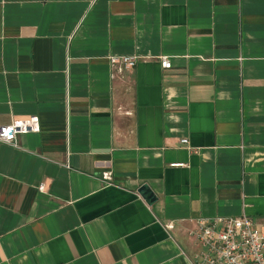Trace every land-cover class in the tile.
I'll list each match as a JSON object with an SVG mask.
<instances>
[{
    "label": "crops",
    "instance_id": "0c3cea01",
    "mask_svg": "<svg viewBox=\"0 0 264 264\" xmlns=\"http://www.w3.org/2000/svg\"><path fill=\"white\" fill-rule=\"evenodd\" d=\"M31 117L0 264H195L197 218L264 228V0H0V124Z\"/></svg>",
    "mask_w": 264,
    "mask_h": 264
},
{
    "label": "built area",
    "instance_id": "2783aa9c",
    "mask_svg": "<svg viewBox=\"0 0 264 264\" xmlns=\"http://www.w3.org/2000/svg\"><path fill=\"white\" fill-rule=\"evenodd\" d=\"M137 59V56H109L112 66L119 64L125 69H132ZM159 60L163 68L171 66L168 56H160ZM38 130L36 117L14 119L0 124V142L16 146L18 134ZM181 142L187 143V139ZM172 226V222L167 224L169 228ZM192 235L200 247L194 256L195 264H264V228L246 215L199 217Z\"/></svg>",
    "mask_w": 264,
    "mask_h": 264
},
{
    "label": "water",
    "instance_id": "95a60500",
    "mask_svg": "<svg viewBox=\"0 0 264 264\" xmlns=\"http://www.w3.org/2000/svg\"><path fill=\"white\" fill-rule=\"evenodd\" d=\"M137 192L139 193V195H141V197H143L145 199V201L148 204H151L154 199H155V195L153 194V192L150 190L149 186L147 184H142Z\"/></svg>",
    "mask_w": 264,
    "mask_h": 264
}]
</instances>
